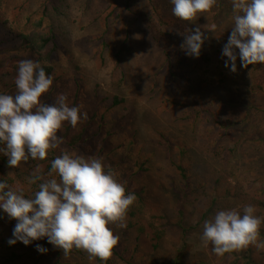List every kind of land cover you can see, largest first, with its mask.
<instances>
[{
  "label": "rangeland",
  "instance_id": "374dc122",
  "mask_svg": "<svg viewBox=\"0 0 264 264\" xmlns=\"http://www.w3.org/2000/svg\"><path fill=\"white\" fill-rule=\"evenodd\" d=\"M97 4L101 5L98 0H0V59L22 56L15 35L34 29L52 31L56 36L58 49L50 61L53 83L41 99L52 104L64 94L69 107L80 108L82 119L75 128L70 127L72 134L66 132L70 123L64 122L58 136L67 134L69 140L83 131L76 149L62 143L56 153L101 158L105 171H112L129 194L139 192L143 201L136 216L130 217L128 211L125 228L110 226L119 236L111 264H232L233 257L217 256L210 244L204 246L203 224L221 210L237 209L242 214L243 207L250 205L245 195L258 192L264 198V144L256 140L252 128L246 132L236 129L250 104L264 105V92L245 86L242 71L232 72L235 76L228 78L227 71L219 68L210 76L221 81L220 87L204 89L192 56L178 48L182 29L200 27L208 37L203 45L209 56L227 60L222 49L234 26L232 13L219 11L217 0L211 11L199 13L189 23L173 15L170 0H134L129 11L104 4L105 8L95 13ZM149 15L155 20L152 29L140 22ZM159 16L165 25L159 23ZM39 20L41 28H34ZM261 67L257 65L256 70ZM17 72L18 66L8 65L0 75L1 92L16 94ZM113 97L123 102L112 106ZM83 113H87L86 120ZM218 118L231 122L227 135L217 131ZM256 124L264 129V118ZM216 137L221 141L218 145L228 150L222 157H212L206 150L207 140L216 142ZM181 147L185 152L180 155ZM179 162L193 184V191L185 194L184 240L174 213L181 194L174 169ZM39 165L46 176V164ZM36 167L22 162L17 168H7L0 177L12 178L13 190L29 194L31 189L39 190V181L36 188L29 182ZM227 193L231 195L225 198ZM254 208V215L264 221V211ZM151 216L166 230L155 251L148 233L139 232ZM15 224L0 209V264L11 252L19 255L13 264H105L98 258L89 261L84 251L65 257L46 237L27 246L17 241L9 249L2 242L13 238ZM258 243L262 242L258 239ZM38 244L47 252H38ZM249 247L253 259L264 264V248ZM238 264L244 263L239 260Z\"/></svg>",
  "mask_w": 264,
  "mask_h": 264
},
{
  "label": "clouds",
  "instance_id": "9594fccd",
  "mask_svg": "<svg viewBox=\"0 0 264 264\" xmlns=\"http://www.w3.org/2000/svg\"><path fill=\"white\" fill-rule=\"evenodd\" d=\"M170 2L173 15L191 23L199 13L211 11L217 0ZM232 7L234 26L222 56L227 57L225 67L230 62L234 73L236 49L243 68L264 64V0H232ZM206 39L200 27L187 30L180 48L186 55L198 58ZM52 83V77L39 62L25 59L18 65L16 94H0V144L4 145L0 152L8 157L11 168L29 159L45 160L50 150L63 143V138L58 136L63 123L75 128L81 122L79 106L69 107L66 95L59 94L52 104L43 102L41 97ZM83 119H87V113H83ZM38 181L39 190L33 198H25L22 192L0 182V209L16 221L8 244L20 241L27 246L46 237L65 257L75 248L86 252L89 261L98 258L106 264L119 241L110 226H127V213L136 200L135 194H126L115 174L105 171L101 158H84L68 152L51 161L46 176L37 165L29 182ZM254 213L252 205L244 206L242 214L237 209L218 211L203 224L204 246L210 244L217 256L246 250L249 246L264 248V244L258 243L262 220ZM36 250L47 252L39 244Z\"/></svg>",
  "mask_w": 264,
  "mask_h": 264
},
{
  "label": "trees",
  "instance_id": "16d2710c",
  "mask_svg": "<svg viewBox=\"0 0 264 264\" xmlns=\"http://www.w3.org/2000/svg\"><path fill=\"white\" fill-rule=\"evenodd\" d=\"M52 1L53 0H50L51 3ZM148 1L150 0H147V2ZM98 2L99 4L101 3V5L100 6L98 4L96 5V10H94L95 13L99 9H104L105 5L106 6L112 5L113 9L122 7L123 10L129 11L131 9L132 3H134V0H98ZM231 4H232V0H218V10L221 12L226 11L228 13L230 11L232 15H229V16L232 17L233 19L234 11L231 10L232 8ZM100 13L103 14V11H101ZM159 19H160L159 23L162 26L166 24V22L162 20L160 16H159ZM140 22L143 23L142 25L145 26L144 28L147 27V28L152 29L153 27L151 23L155 22V20L153 19L151 15H149V16H146L145 19H141ZM41 25H42L41 20L33 24L34 28H37V29L41 28ZM188 25H191V24H188ZM189 27L191 28V26ZM187 30L188 29L186 28L182 29L183 38L180 40L182 41L180 43L184 42V38H185V34H187ZM13 38L18 39L17 42L20 48L23 50V54L21 57L14 56V57L7 58L9 56H4L2 59H0V75H4L5 71L7 70L8 65L13 64V67H17L20 61L25 60V59H31V58L33 61H37L40 63L41 67L44 68L47 75L49 76L52 75L53 68L50 65V61L58 49L57 38L52 31H49V33H44V32L35 31L33 29L28 34H18V35L13 36ZM178 48H180V45ZM207 49H208L207 46L202 45L199 57L198 58L191 57V60L195 61V63L193 62L194 65L192 64V61L190 63V65H193L195 68L197 67V70H196L198 71L197 78L201 79V84H203L204 89H207L208 87H215V86H218V84H221L220 80H215L212 77V75L210 76V74H212L213 70H215L216 68L225 69L227 71L226 76L228 78H230L231 76L232 77L235 76V74H233L232 71H230V62H229V67H225L226 60H221V61L214 60L207 53L208 52ZM236 52H237L236 65H239V67L234 73L241 74L240 71H242V74H244L243 84L245 86H250L252 90L256 91L257 93L258 91L264 92V80H263L264 79L263 77L264 68H262L264 67V64L258 63V64L250 65L248 66V68H243L241 66V62H240L239 55H238L239 50L236 49ZM257 65L262 66L260 70H256ZM247 73H250V77L245 76V74ZM222 75L224 74L222 73ZM218 87H220V85ZM0 94H5V92L4 91L1 92L0 90ZM122 102L123 100L117 97H113L112 106L119 105ZM208 111L209 110H207L206 112ZM262 117L264 118V105L250 104V108L247 112V116H244L243 118H241L242 124L238 126L236 129H239L241 132H246L247 129L252 128L251 131L255 133L256 140L264 144V129H259L258 124H256L258 121L262 119ZM248 121L252 122L251 125H248ZM230 123L231 122L229 120H222L220 118L215 119V124L217 126L219 124V126L217 127V131L219 129V131L221 133L222 132L225 133V135H227L228 131L231 130ZM70 127L71 125H67L66 132L68 135L72 134ZM203 131L205 132L206 130H203ZM67 134H64L62 136L63 144L66 145L68 148L76 149L78 145L81 143V137L83 135V131H81L76 136L69 138V140H66ZM218 137H220V135ZM218 137L215 138L216 142H213L212 139L207 140L208 145L206 146V150L208 154H210L212 157H222L228 151L226 150L225 145H221V144L218 145V141H220L218 140ZM229 137H233V136H229ZM238 142L239 141L237 140L235 143L237 144ZM2 147H4V145L0 144V148ZM184 152L185 150L183 147H181L178 150V154L180 155L183 154ZM58 155L59 153L57 154L56 150L52 149L49 151L47 158L45 160L41 161V160L29 159V161H27L26 163L30 166V168L37 166L39 164L45 163L46 169H47L46 171L49 172L51 168V161ZM7 160H8V157L4 155L2 152H0V173L1 174H6L5 172H7V168H11L8 166ZM174 169L177 173L178 178L180 179V184H181V194H180V198L176 202V209L174 213H175L176 221L178 220L176 226L180 230L181 240H184L186 236V231H187V227L185 226V224H183L184 216H185V210H184L185 194H190V191H193L192 189L193 184L190 182L191 176L188 174L186 167L181 162L174 164ZM0 182L7 183L12 189L14 180L12 178L3 176V177H0ZM36 187H37L36 184H34V188ZM5 190L7 191L8 189H5ZM125 190H126V194H129L126 188ZM15 191L22 192L25 198H33L34 193L38 190L31 189L29 194H27L25 191L21 189L15 190ZM230 195H231L230 193H227L225 198L230 197ZM260 195L261 194L258 192H255L254 194H249L248 197L245 195V200H249L250 205L257 207L258 209H260L261 212H263L264 211V198L262 199L263 196H260ZM135 196H136V201L138 202V204L134 205L133 203V205L130 206V212H129L130 217L136 216L140 212L138 207L143 202L142 197L140 196L139 192L136 193ZM215 201L216 199H213L211 200V203L214 204ZM202 218H204V216H202ZM139 232L148 233V236L150 237L152 251H155L159 247V242L163 238L166 230L163 224H160V222H157V218L155 216H151L149 218V221L146 223V225L143 228L139 229ZM259 232H260V235L258 239L262 242V244H264V221H262L261 223ZM2 244L7 245L9 249L14 247V244L9 245L7 241H3ZM250 248L251 247H248L246 250H241L239 252L234 251L231 253H225L224 255L233 257L232 264H238L239 260H242L244 264H259L253 259V250ZM71 253L80 255L82 253V250H76L74 248ZM17 259H19V255H17L14 252H11L9 256L5 259V261L2 262L1 264H13L15 263ZM106 264H111V263L108 260Z\"/></svg>",
  "mask_w": 264,
  "mask_h": 264
}]
</instances>
